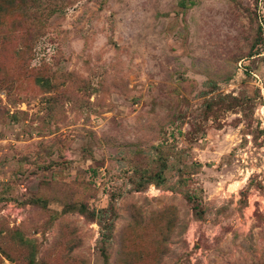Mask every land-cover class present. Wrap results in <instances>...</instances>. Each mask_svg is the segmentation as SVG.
I'll list each match as a JSON object with an SVG mask.
<instances>
[{
    "label": "rangeland",
    "instance_id": "obj_1",
    "mask_svg": "<svg viewBox=\"0 0 264 264\" xmlns=\"http://www.w3.org/2000/svg\"><path fill=\"white\" fill-rule=\"evenodd\" d=\"M0 264H264V0H0Z\"/></svg>",
    "mask_w": 264,
    "mask_h": 264
}]
</instances>
